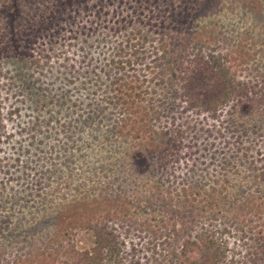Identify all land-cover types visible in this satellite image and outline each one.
<instances>
[{
	"label": "rangeland",
	"instance_id": "1",
	"mask_svg": "<svg viewBox=\"0 0 264 264\" xmlns=\"http://www.w3.org/2000/svg\"><path fill=\"white\" fill-rule=\"evenodd\" d=\"M10 8L14 16H8ZM184 8L188 10L185 9L186 19L182 14L170 15ZM138 17L145 23L143 27L138 24ZM155 20L167 24L168 37L174 42L177 54L184 50L180 41L186 38L182 36L198 34L200 42H206L207 47L228 52L232 70H238L243 76L248 72L264 74V0H0L3 112L14 106L13 98L5 99L6 89L1 85L8 82L7 75L13 71L10 62L17 59L15 56L5 61L2 58L5 51L19 55L30 40L39 49L54 44L55 52L60 51L64 56L58 61L51 57L49 64L42 68V74L50 75H41V78L59 87L57 77L69 76L63 66L65 59L68 64L77 65L81 54L89 51L92 63L85 71H79L81 78L84 72L88 74L86 71L93 69L92 64L97 71L102 67L108 70L111 66L106 58L113 55V47L123 35L138 27L149 32L148 27ZM47 24L49 29L37 30ZM122 24L128 25L127 30ZM241 37L243 43L239 50L235 44ZM190 46L182 54H187ZM241 51L248 53L247 60V55L239 54ZM99 72L103 78L104 73ZM88 76L95 79L93 72ZM74 85L80 87L81 81L76 79ZM146 98V102L151 101L158 108L163 99L161 88L155 86ZM164 102L160 104L167 107L166 103L170 102L171 109L149 120L156 138L169 122L181 124L185 131L179 161L172 162L165 173L158 170L157 162L145 164L131 159L139 148L137 142L143 143L142 139L134 141L129 131L124 130L123 135L114 132L109 128L113 120L101 123L99 135H94L89 128L80 133L81 138L73 133L71 140L67 139L58 150L57 144L66 139L58 131L63 124L62 116L58 113V119H52L53 125L48 130L41 112L39 128L30 134L21 127L30 125L29 114L37 112L20 105V115L5 121L10 139L0 145V264H25L23 261L27 264L28 260L30 264H75L68 248L72 246L74 252L92 251L94 225L107 228L118 242L123 241L126 260H130V251L135 248L134 260L141 264H178L179 244L187 232L210 230L211 225L217 232L225 229L221 235L222 246L231 264L246 263L253 257L264 264V238L261 239L264 235V143L262 147L261 139L257 138L263 133L264 139V130L253 132L249 128L248 131L255 144L249 145L248 157L256 164L247 167L237 158H231L225 169H221L220 155L214 149H221L223 137L218 134V126L219 122H225L227 113L217 123L184 111L180 102ZM232 117L252 123L235 112ZM187 124L194 125V134L187 131ZM189 141L193 144L190 148ZM258 143L261 149L257 150ZM40 172L42 189L36 188V192L33 189L32 194L26 195L22 191L25 184L37 186L34 177ZM236 210H249L240 219L248 226H235L236 220L229 216ZM168 219L174 220L177 235L166 236L171 233H165L163 227L166 223L171 228ZM86 222L90 228L84 227ZM31 252L33 257L27 260ZM106 264H119V261Z\"/></svg>",
	"mask_w": 264,
	"mask_h": 264
},
{
	"label": "trees",
	"instance_id": "2",
	"mask_svg": "<svg viewBox=\"0 0 264 264\" xmlns=\"http://www.w3.org/2000/svg\"><path fill=\"white\" fill-rule=\"evenodd\" d=\"M198 6L199 4L196 8ZM156 8L158 12V7ZM185 9L188 11L187 8H184L176 12L177 14L170 12V15L174 17L182 14L186 19L187 12ZM8 16H14L12 8L9 9ZM139 19L138 24L140 26L142 24L143 27L145 23L143 24L142 18ZM127 26L122 24L121 27L127 30ZM142 27L126 32L118 44L113 47L115 49L113 55L110 59L106 58L108 66H111L110 69L103 70L102 67L99 70L104 73L103 78L100 77V72L95 70L93 64V69H88L86 71L88 74L84 72V77H80L79 71H85V68H89L92 63V58L88 56L89 51L81 54L77 65L68 64V60L65 59L63 66L67 68L65 74L69 73V76L57 77L60 83L59 87H55L52 82L41 78V75H45L42 74L44 71L42 68L49 64L48 60L51 57L54 56L58 61L64 56L60 51L55 52L54 44L49 48H45L44 45L43 49H39L38 46H32L33 42L30 40L29 44L23 45L19 55L5 51L2 56L5 61L13 59L15 56H17V59L10 62L13 73L11 72L9 75L6 73L8 82L1 85L6 89L5 99L13 98L14 102L12 104L14 106L4 113L0 93V145L4 143L5 139H10L11 134L7 132L5 121L16 118L15 115H20L22 109L20 105H23L26 109L30 107L31 110L37 112L35 115L29 114L30 125L25 124L27 126L23 125L21 127L26 132L29 131L30 134L39 128L38 122L41 119L39 118L41 112H44V119L49 125L48 130L53 125L52 119L56 118L57 120L58 113L62 116L63 124H61L58 131L64 133L66 139H63L61 144H57L60 145L58 150L62 149L61 147L68 140H71L73 133L81 138L80 133L89 128L94 135H99L97 133L102 130L101 123L104 120H113L109 128L113 129L114 132H120L123 135L125 130L131 133L130 137L134 141L135 139H142L141 142L143 143L137 142L139 148L131 156V159L137 163L145 162V164L157 162L158 170H163L165 173L166 168L172 162L179 161L178 153L183 148L185 131L182 130L181 124L169 122L165 126L163 125L156 138L149 120L152 118L153 121L156 114H159L158 118L171 109L170 102L166 103L167 107L162 106L160 103L177 101L184 106V111L197 116L203 115L205 120L211 119L217 123L220 119L222 121V115L227 113L225 122H219L220 125L218 126V134L223 137L220 140L221 149H214V151H217L218 156L220 155L219 164L222 167L221 169H225L231 158H237L239 162L247 165V167L253 166V163L256 164V161L250 160L248 155L249 145H255L254 140L249 138L250 132L248 131L251 129L253 132L261 131L262 133V130H264V112H261L264 107V74L262 72H257V74L248 72L246 76H243L238 73V70H232V66L228 64V52L220 50H216V52L215 47H207L206 42L202 40L200 42L201 36L198 34L190 36L192 34L188 33L189 36H182L186 38L179 40L182 49H184L183 52L190 44L191 50L187 54H182V50L177 54L174 42L169 38L170 36L168 37L170 30L165 22L155 20L149 25V32L143 31ZM47 28L49 29L48 24L42 29L38 27L37 30L43 31ZM118 31L119 29L115 33ZM154 41H156L155 44H153ZM242 43L241 37L237 40L235 47L239 50L242 49ZM49 44H52L51 40H49ZM16 47L17 45L14 44V51H17ZM34 50L36 51L34 52ZM239 54L242 56L245 53L241 51ZM248 56L245 57L246 60ZM245 58H243L244 61H246ZM49 68L51 73L52 69ZM90 72L95 75L94 80L89 78ZM46 73L45 76L50 75L48 72ZM76 79L81 81L80 87L74 85ZM155 86L161 88L163 97L158 108L151 101L146 102L147 95L152 92V89H155ZM172 93H175V95L172 96ZM24 103H26V106ZM256 105L257 107L254 108ZM79 108L82 109L79 110ZM232 112L241 117H247L249 122L252 123L249 125L246 121L236 120L232 117ZM252 112H255V114ZM118 115L119 118H116ZM248 116H253L252 121ZM221 129H223L222 132H220ZM187 131L194 134V125L187 124ZM207 132L210 133L209 128ZM261 136H263V133L257 138L261 139L260 143L263 147L264 142L262 140L264 139ZM43 137H47V135ZM215 138L221 139L217 136ZM191 141L187 144L188 148L193 145L192 143L189 144ZM41 143H44V141L42 140ZM258 148L261 149L259 143L257 150ZM56 149L52 147V150ZM214 154L216 153L214 152ZM214 154L212 155L214 156ZM260 154L262 155V152ZM41 174L40 172L34 177V184L37 185L34 188L31 187V184H25L24 182L25 187L22 191L26 195L32 194L33 189L34 192H36V188L42 189ZM262 174H264V169H262ZM249 210L239 212L236 210L233 216H229L231 220H236V222L234 221L235 226L244 225L243 219L247 213L246 211ZM241 215L243 216L242 220H240ZM170 219L167 221L169 223L171 221V228L170 224L165 223L163 226L166 229L165 233L171 232L166 235L167 237L173 236V234L177 235L179 232L174 230L176 224L174 220ZM244 226H248V224ZM84 227L90 228L91 225L86 222ZM213 227L211 225L210 230L205 229L203 232L198 231L194 234L187 232V236L182 238L179 244L176 255L178 264H231V261L226 259L227 252L221 239L222 230L225 229L217 232L216 228ZM93 228L95 243L92 251L74 252L72 246L68 248L69 257L75 264H106L112 261H119V264H141L134 260L135 248L132 247L131 254L128 253L130 257L128 261L125 258L127 254L122 250V240L118 242L113 232L105 227L94 225ZM261 237L263 239L264 235ZM26 257L28 260V258L33 257V253L31 252ZM27 262V264H30L29 260ZM23 263L26 264V261H23ZM241 264L260 263L258 258L253 257L246 263Z\"/></svg>",
	"mask_w": 264,
	"mask_h": 264
}]
</instances>
